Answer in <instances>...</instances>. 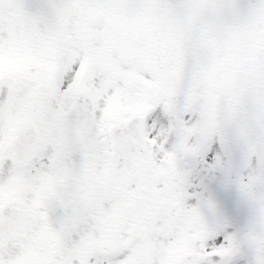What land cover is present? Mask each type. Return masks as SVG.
<instances>
[{
	"label": "snow or ice",
	"instance_id": "6c2138e0",
	"mask_svg": "<svg viewBox=\"0 0 264 264\" xmlns=\"http://www.w3.org/2000/svg\"><path fill=\"white\" fill-rule=\"evenodd\" d=\"M0 264H264V0H0Z\"/></svg>",
	"mask_w": 264,
	"mask_h": 264
}]
</instances>
